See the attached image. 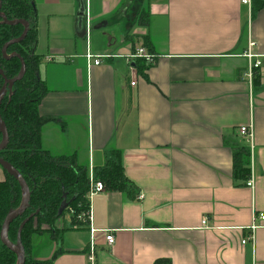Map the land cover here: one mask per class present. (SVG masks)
<instances>
[{
  "label": "crops",
  "instance_id": "obj_1",
  "mask_svg": "<svg viewBox=\"0 0 264 264\" xmlns=\"http://www.w3.org/2000/svg\"><path fill=\"white\" fill-rule=\"evenodd\" d=\"M250 1L32 0L46 89L38 111L50 118L43 149L93 174L119 150L132 187L93 195L91 223L65 212L59 239L33 237L34 259L88 264L93 241L95 264H264V220L253 244L241 243L264 212V0ZM139 45L154 55L144 75L127 60ZM87 53L109 57L95 65ZM239 150L249 151L252 188L235 173Z\"/></svg>",
  "mask_w": 264,
  "mask_h": 264
},
{
  "label": "trees",
  "instance_id": "obj_2",
  "mask_svg": "<svg viewBox=\"0 0 264 264\" xmlns=\"http://www.w3.org/2000/svg\"><path fill=\"white\" fill-rule=\"evenodd\" d=\"M0 13L6 18L4 20L0 15V69L7 79H13L21 71V60L25 66L24 74L8 88L0 105V116L8 133V142L0 150V158L19 171L30 190L27 208L10 222L6 235L10 242L15 243L20 223L32 214L20 235L25 253L24 264H51L50 259L37 260L32 257V239L44 233H48L53 240L59 239L61 230L55 227V221L65 212H70L73 225L87 223L81 215L89 206V171L75 155H53L42 147L41 130L50 118L42 117L38 111L46 89L38 75L40 57L35 53L32 0H1ZM18 20L28 22L27 32L23 39L7 45L4 56V44L19 38L25 28ZM138 22L147 26L146 14L142 10L139 11ZM135 65L137 73L144 75L148 66L139 59ZM2 83L0 75V88ZM247 154L248 150L236 151L233 161L236 175L246 181L250 176ZM94 178L102 181L107 190L131 193V182L124 175L119 150H111L104 165L94 173ZM63 201L66 207L58 215ZM21 202L22 190L18 181L5 171V179L0 181V229L5 216L18 208ZM16 262V255L0 241V264ZM155 264L169 262L156 260Z\"/></svg>",
  "mask_w": 264,
  "mask_h": 264
},
{
  "label": "built area",
  "instance_id": "obj_3",
  "mask_svg": "<svg viewBox=\"0 0 264 264\" xmlns=\"http://www.w3.org/2000/svg\"><path fill=\"white\" fill-rule=\"evenodd\" d=\"M241 2L244 4L250 5L251 1L250 0H241ZM254 45H255V42L253 40H250L248 43V46H247V51L245 53V56L248 57L249 59L254 56V53L252 51V48L254 47ZM93 57H94L93 63L95 65H98L101 63V59L109 57V54H99V55H93L90 53L86 54L87 59H91ZM127 58H128L127 60H132L134 62L133 66H131V65L129 66V68L131 70L137 69L136 65H135V61L138 59H141L145 64H151L154 61V55L152 53H150L149 51H147L145 49V47L142 45L136 46L134 51L127 55ZM259 65H260V62H258V61L251 62L243 75L248 80H252L253 70L256 67H258ZM134 84H135V82L132 81L131 85H134ZM238 133L248 143L249 148L252 149V138H253L252 126L251 125H247V126L242 125L238 129ZM88 181H89V188H88L87 198L89 200V206H88V209L86 210V212L81 215V217L85 218L88 223H91V220H92V211H91V205H90L91 198L93 195L100 193V192H103L105 190V185L102 181L96 180L94 178V174L91 171H89V173H88ZM246 185L251 187V188L254 185V178H253L252 172H250V176L246 181ZM141 197H142V195L139 194L138 198H141ZM256 220H264V212H260L258 214L253 215V222L249 226L250 233L241 240L242 244H246L248 242L253 244V242H254V231L256 228H258ZM201 226H203V228L207 227V219L205 217L201 221ZM105 240L109 246L113 245L114 236L110 231H107V234L105 235ZM87 260H88V264H95V244L93 241H91L89 244V252H88Z\"/></svg>",
  "mask_w": 264,
  "mask_h": 264
},
{
  "label": "water",
  "instance_id": "obj_4",
  "mask_svg": "<svg viewBox=\"0 0 264 264\" xmlns=\"http://www.w3.org/2000/svg\"><path fill=\"white\" fill-rule=\"evenodd\" d=\"M0 6H1V0H0ZM83 13V6H81V12L80 14ZM0 15L2 16V18L4 20H6V18L0 13ZM18 22L22 23L24 25V30L21 34V36L19 38H16L15 40H12L6 44H4V46L2 47V53L5 54V49L7 47V45L9 43L12 42H16L19 41L21 39L24 38L26 32H27V28H28V22L25 20H18ZM81 26V23H80ZM25 71V66H24V62L23 60H21V71L19 73V75L16 78L13 79H7L5 77V75L3 74V71L0 69V75L3 78V83L2 86L0 88V105L1 102L3 100V98L6 96L7 90L8 88L18 79H20L22 77V75L24 74ZM0 133L2 135V139L0 141V150L4 149L7 145L8 142V133L7 130L2 122L1 116H0ZM0 166L10 175H12L19 183L21 190H22V202L20 204V206L18 208H16L15 210L10 211L4 218L3 223L1 225V229H0V241L1 243L6 246L9 250H11L17 258V262L16 264H24L25 262V253H24V249L21 243V239H20V235H21V230L22 227L24 226V224L28 221V219L32 216V214H30L27 218H25L19 225L18 230H17V234H16V242L12 243L8 240L7 235H6V231L8 228V225L10 224V222L16 218L17 216H20L21 214H23V212L25 211V209L28 206L29 203V198H30V190L28 188V185L26 183V181L24 180V178L22 177V175L19 173V171H17L11 164H9L7 161H5L4 159L0 158ZM66 207V203L63 201L60 205L59 211H58V215H60L64 209Z\"/></svg>",
  "mask_w": 264,
  "mask_h": 264
},
{
  "label": "rangeland",
  "instance_id": "obj_5",
  "mask_svg": "<svg viewBox=\"0 0 264 264\" xmlns=\"http://www.w3.org/2000/svg\"><path fill=\"white\" fill-rule=\"evenodd\" d=\"M144 12V11H143ZM144 14H145V12H144ZM67 217V216H66ZM41 235H45V236H49V234L48 233H44V234H40V235H36V236H41Z\"/></svg>",
  "mask_w": 264,
  "mask_h": 264
}]
</instances>
